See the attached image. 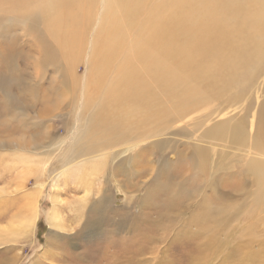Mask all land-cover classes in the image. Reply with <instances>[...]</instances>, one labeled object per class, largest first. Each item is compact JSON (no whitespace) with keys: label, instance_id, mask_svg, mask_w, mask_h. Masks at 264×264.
<instances>
[{"label":"rangeland","instance_id":"1","mask_svg":"<svg viewBox=\"0 0 264 264\" xmlns=\"http://www.w3.org/2000/svg\"><path fill=\"white\" fill-rule=\"evenodd\" d=\"M260 2L264 5V0ZM99 14L100 11L88 36L95 30ZM17 33L10 71L21 70L28 82L38 84L39 91L31 111L24 115L11 111L2 116L12 122L23 118L31 129L25 134H12L11 145L0 146V264H264L259 221L262 205L254 201L253 176L244 173L249 160L259 157L252 147L264 110V63L257 65L249 82L231 80L227 70L211 75L214 79L205 82L204 96L199 94L195 98L191 112L180 123L181 130L168 127L154 130L150 125L138 130L137 135L127 136L124 142L120 141L123 138L115 137L118 142L113 146L81 156L86 143L84 132L91 120V110L85 107L96 100L84 89L88 84H99L89 76L86 80L88 48L81 51L76 58L78 64L74 65L80 82H67V86L72 85L67 87L58 82V70H53L50 64L47 68L41 65L36 53L31 55L35 61L28 60L30 66L21 62L19 55L27 46L25 36ZM228 58L233 59V55ZM239 65L243 67L242 63ZM97 71L101 73L104 67ZM16 90L13 89L14 94ZM73 90L76 100L73 94L69 95ZM46 93L47 102L40 103V96ZM61 95L67 101L61 103L65 110L62 108L59 114L55 105L58 99L62 101ZM12 100V95L0 90L2 104L8 107ZM203 118L206 128L218 118L223 119L233 137L219 139L207 134L204 137V126L200 123ZM187 119L191 120L190 125ZM192 123L200 128L197 132ZM235 132L243 139H238ZM133 142L137 145L132 146ZM155 143L158 146L154 150ZM55 144L59 148L54 149ZM192 146L196 148L193 160ZM105 151L107 155L101 156ZM132 153H139V159L145 154V163L156 173L148 171L137 191H126L121 179L123 171L129 168L127 157H133ZM179 153L181 158L174 157ZM23 157L31 159L24 162ZM92 162L107 168L106 174H90ZM175 162L182 164L187 176L176 180L168 177ZM73 163L81 165V171H76ZM195 163L207 169L202 178ZM217 165L222 167L219 169ZM222 173L221 185L218 180ZM89 179L92 183L87 185L85 181ZM83 189L91 194L85 201L81 198ZM169 190L184 194L187 199L179 201L173 193L165 194ZM219 193L224 194L226 206L218 226L220 233L218 238L207 242L198 228L201 222L197 219L202 214L199 207L205 203L210 211L213 203L205 195L215 200ZM52 194L58 198L55 205L59 219L49 224ZM34 213L35 221L28 223ZM215 222L218 223L217 218ZM246 226L252 227L253 232H248ZM56 227L62 231L58 229V235H51L57 231ZM149 232H153L151 237ZM148 244L147 252L136 254Z\"/></svg>","mask_w":264,"mask_h":264},{"label":"bare ground","instance_id":"2","mask_svg":"<svg viewBox=\"0 0 264 264\" xmlns=\"http://www.w3.org/2000/svg\"><path fill=\"white\" fill-rule=\"evenodd\" d=\"M0 6L4 9L3 13H0V90H5L13 97L12 104L8 107L0 101V133L3 135L0 140L1 148L11 145L12 134H25L31 129L25 119L18 118L12 122L4 119L3 114L15 111L18 115H24V112L31 111L39 91L38 84L28 82L21 70L15 68L10 71L11 61L15 57L16 41L13 40L19 36L17 31L25 36L27 46L19 55L21 62L30 66L29 61H35L31 55L36 53L41 58V65L44 64L47 68L50 64L53 70H58L57 80L65 86L67 82H80L81 78L78 74L76 76L74 65L78 64L76 58L81 51L83 53L88 48L86 80L89 76L93 82L99 84H88L84 89L87 95L94 96L96 100L85 107L91 110V120L84 132L86 143L81 156L113 146L118 142L114 140L115 137L123 138L120 141L124 142L128 140L127 136L137 135L150 125L154 130L167 127L181 130L183 127H180V123L191 112L195 98L199 94L204 96L205 82L214 79L211 75L227 70L231 80L249 82L257 65L264 63V5L260 0H0ZM98 11L99 21L95 30L88 36ZM66 22H69V26ZM229 55H233V59L228 58ZM103 67L104 71L99 73L97 68ZM200 77H203V80H198ZM103 79L106 82H99ZM14 88L17 89L15 94ZM71 94L74 97V90L69 95ZM48 96V93L46 96H40L39 102H47ZM62 98L61 95L62 101L58 99L55 105L59 114L65 106L62 107L61 103L66 98ZM187 120L190 125L191 120ZM194 121L196 120H193V123ZM204 121L205 118L200 123ZM208 122L210 123L209 120ZM226 124V121L219 118L207 128V125L202 124L203 136L207 137V134L220 137L219 139L228 135L233 137ZM194 125L192 127L197 132L199 127ZM235 134L238 139H243L240 133ZM157 144L155 143L154 150ZM134 145L137 143L133 142L132 146ZM253 145L252 149L259 157L249 160L244 173L253 176L254 201L262 205L259 216L262 224V248L264 110ZM54 147L59 148V144ZM192 148L193 160L196 148ZM106 155L105 151L101 156ZM138 156L139 153H135L133 157H127L129 168L123 171L125 173L121 179L126 191H137L147 178L148 171H156L145 163L147 157L139 159ZM174 157L179 159L182 155L179 153ZM30 159L31 157H23L22 161ZM132 162L135 164L132 165ZM71 165L76 167V171H81V165ZM172 165V171L168 173L169 178L176 180L186 175L181 168L182 164L175 162ZM195 166L202 178L203 171L207 170L205 165L195 163ZM220 167L222 166H219V169ZM106 169H103L102 164L92 162L88 171L92 175L104 176ZM235 174L241 175L239 172ZM218 182L221 185L224 183V173ZM85 183L90 185L92 180L89 179ZM41 187L42 185H39L40 189ZM170 193L173 191L169 190L165 194ZM82 194L83 200L91 195L89 190L84 189ZM173 194L179 201L187 199L177 191ZM205 196L212 200L213 206L208 211L203 203L202 207H199L202 214L197 221L199 224L201 222L198 228L205 241L210 242L218 238V226L226 206L223 193L217 194L215 200L212 196ZM51 197L52 207L49 208L47 219L49 224H54L59 219L55 205L58 198L55 194ZM215 218L218 220L217 224ZM35 219L34 213L28 223H33ZM58 229L62 231L57 228L51 235H58ZM245 229L253 232L250 226ZM149 234L150 232L148 236L151 237L153 232ZM155 237L152 238L156 239ZM149 245H145V249L142 248L143 251L136 254L147 252L146 247L149 248ZM240 250L243 256V242Z\"/></svg>","mask_w":264,"mask_h":264}]
</instances>
